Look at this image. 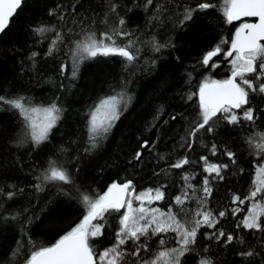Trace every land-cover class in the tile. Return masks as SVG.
Here are the masks:
<instances>
[{"label": "trees", "instance_id": "16d2710c", "mask_svg": "<svg viewBox=\"0 0 264 264\" xmlns=\"http://www.w3.org/2000/svg\"><path fill=\"white\" fill-rule=\"evenodd\" d=\"M204 2L213 7L198 9ZM111 3H116V13L110 12ZM145 4L146 0H23L0 33V95L23 96L37 107L55 102L62 108L48 139L34 146L30 139L20 143L24 120L17 110L0 102V264H25L32 251L51 246L81 222L86 215L84 194L98 198L114 182L129 180L136 192L160 187L165 198L153 206L161 211L171 207L178 217L191 220L197 211L206 209L216 217L213 227L199 229L194 250L181 258V264H198L202 258L211 264H264V232L245 229L240 223L256 166L264 162L254 147L257 134L264 133V94L250 92L254 123L241 120L231 125L218 113L211 122L213 132L202 129L195 138L189 135L200 122V85L231 74L232 57L224 53L239 24L227 22L224 0ZM187 9L194 10L190 20L184 19ZM119 17L139 48L137 59L130 65L119 56L85 59L73 79L71 53L76 43L90 30L99 34L110 30L111 24L119 27ZM41 26L51 31L36 34L34 29ZM57 33L63 39L49 54ZM153 38L165 46L155 51ZM121 40L127 43L128 37L117 38L118 43ZM217 46L222 51L209 62L216 67L205 66L202 58ZM120 92L130 101L121 106L120 118L111 130L97 139V147L90 149V112L102 99ZM229 150L235 154L234 162L225 155ZM201 157L227 165L222 169L224 178L205 172ZM185 158L189 162L183 167H172ZM50 161L67 169L71 183L44 181ZM206 177L212 193L202 200ZM10 192L14 193L11 198ZM184 192L188 199L176 205L175 197ZM234 195L245 202H233ZM220 212L225 215L219 216ZM121 213L110 210L96 222L104 225L102 234L89 241L96 258L116 244ZM219 232L236 239L225 243L226 235L215 238ZM161 239L166 241L163 246ZM177 240L174 232L129 240L121 246L125 252L121 264H143L158 251L175 248ZM138 247V255H132ZM250 250L252 257L240 255Z\"/></svg>", "mask_w": 264, "mask_h": 264}, {"label": "snow or ice", "instance_id": "6c2138e0", "mask_svg": "<svg viewBox=\"0 0 264 264\" xmlns=\"http://www.w3.org/2000/svg\"><path fill=\"white\" fill-rule=\"evenodd\" d=\"M23 0H0V32H3L9 24L10 18L21 8ZM153 0H146L145 7L151 5ZM224 15L228 23L238 20L241 17H256V23H243L236 30L232 39L230 49L224 53L227 57H232V71L228 79L205 81L199 89V107L200 122L190 131L192 138L202 129L213 132L212 121L217 118V114H222L228 124L236 125L241 120L253 122L256 120L254 109L250 106V92L264 94V0H224ZM198 9L206 10L213 5L204 2L199 4ZM111 13H116V3L109 6ZM194 10L185 11V20L192 19ZM119 27L115 24L109 25L110 30H105L97 34L95 31L84 33L83 38L75 45V51L71 53L73 57V66L71 77L74 79L79 70V64L85 59H94L97 56H119L127 61V65L132 64L139 54V48L135 47V41L131 39L130 33L124 30V18H118ZM38 35L51 31L43 26L35 28ZM118 37H128L127 43L121 40L117 42ZM62 36L57 33L56 38L51 41L49 54L54 50L58 42L62 41ZM155 43L153 38V47L159 51L161 47ZM222 51L220 46L207 52L202 58L205 66L214 56ZM36 53H32L34 57ZM126 65V67H127ZM259 69V70H258ZM65 71V66H61V73ZM251 77V78H249ZM239 78V81H238ZM255 81H261L255 83ZM131 97L126 93L120 92L102 99L90 112L88 122L89 144L90 149L97 147V139L103 138L113 127L115 122L120 118L121 106H127ZM0 102L10 105L17 110L24 120L25 131L24 139L20 143L27 142L28 139L34 146H39L49 137L50 132L56 127L61 119L62 108L55 102L47 107L31 106L23 96L8 98L0 95ZM249 105L248 107H245ZM242 110V116L237 115L233 110ZM258 140L254 144L255 149L264 157V133L257 134ZM252 143V138H249ZM146 144V142H145ZM142 145L141 147H144ZM191 142L188 144L190 148ZM86 149V151H90ZM217 146L212 145L211 151L215 155ZM225 155L234 162L235 154L226 151ZM136 159L140 158L137 152ZM205 161L204 171L209 175L215 173V178L223 179L222 169L227 165H217L208 163L206 157H201ZM189 161L187 158L179 160L172 165L174 168H181ZM44 181H61L65 184L71 183V177L63 165L49 163V168L43 175ZM187 181L189 178L184 177ZM42 190L40 185L36 186ZM188 187H192L190 184ZM202 200H206L212 193L209 186V180L206 177L203 181ZM14 193H8L11 198ZM259 197V200H257ZM165 198V192L160 187L156 189H147L137 193L132 181H126L121 184L113 183L108 190L98 198H92L87 194L82 196V201L86 206V215L81 222L72 228L65 235L61 236L54 244L49 247H40L38 250L31 252L25 264H97V258L93 247L90 244V238L101 235V229L104 227L97 221L105 218V213L111 211L119 212L124 209L120 217V228L117 232L116 244L99 254L100 264H121L125 252L121 249L127 241H140L141 237L156 236L161 233L174 232L178 238V248L164 249L158 252L154 259L145 261L144 264H181V258L186 253L193 251V245L196 244L198 231L203 226L213 227L216 223V217L211 211H197L191 220H184L178 217L173 209L169 207L167 212L159 208L152 207L155 202ZM188 199V193L184 192L183 196H176L174 202L176 205H183ZM248 199L252 201L248 214L240 222L242 227L248 230L264 232V165L257 168V178L254 181V188L250 191ZM239 201L243 204L245 201L239 196L233 197V202ZM134 203L138 206H134ZM220 212L219 216H224ZM198 217V218H197ZM15 219V217H13ZM224 232L216 234L215 238L225 236ZM236 239L233 235H226L225 243H232ZM241 244L243 238H239ZM160 245H165L166 241L161 239ZM141 245L140 247H144ZM140 247L132 255H138ZM16 253H14L15 255ZM244 257H252L253 251L240 253ZM199 264H211V261L202 258Z\"/></svg>", "mask_w": 264, "mask_h": 264}, {"label": "rangeland", "instance_id": "374dc122", "mask_svg": "<svg viewBox=\"0 0 264 264\" xmlns=\"http://www.w3.org/2000/svg\"><path fill=\"white\" fill-rule=\"evenodd\" d=\"M40 107V106H39ZM43 107H47V106H43ZM241 116H242V113H241ZM208 162V161H207ZM208 163H210L211 164V162H208ZM260 165H264V162L263 163H260V164H258L257 166H256V170H255V175H254V181L256 180V178H257V168L260 166ZM204 167H205V161L203 160V169H204ZM253 188H254V182H253V187H252V189L251 190H253ZM147 189H150V188H146V189H143V190H140V191H138L137 193H139V192H142V191H145V190H147ZM151 189H156V188H151ZM250 190V191H251ZM250 193V192H249ZM249 195V194H248ZM248 195H247V197H248ZM248 200V199H247ZM257 200H259V197H257ZM251 205H252V201H250V200H248V206H247V211H246V213H245V215H244V217L248 214V209L251 207ZM134 206H138V205H136L135 203H134ZM152 207H155V206H153V205H151ZM121 211H122V213H121V215L123 214V212H124V209H121ZM243 217V218H244ZM120 220V219H119ZM243 220V219H242ZM119 228H120V224H119ZM113 247V246H112ZM179 247V244H178V242H177V245H176V247L175 248H178ZM109 248H111V247H109ZM109 248H107V249H109ZM106 249V250H107ZM164 250V249H163ZM105 250H103L102 252H104ZM161 251V250H160ZM102 252H100V253H102ZM159 252V251H158ZM158 252H156L152 257H151V259L150 260H147V261H151L152 259H154L155 258V256L158 254ZM99 253V254H100ZM98 257H99V255H98ZM98 257H97V261L99 262V259H98ZM99 264H100V262H99ZM144 264V263H143ZM199 264V263H198Z\"/></svg>", "mask_w": 264, "mask_h": 264}, {"label": "water", "instance_id": "95a60500", "mask_svg": "<svg viewBox=\"0 0 264 264\" xmlns=\"http://www.w3.org/2000/svg\"><path fill=\"white\" fill-rule=\"evenodd\" d=\"M11 19V18H10ZM258 22V18L256 17H241L240 19L238 20H233L232 23H238L239 25L237 26L236 30L241 26V24L243 23H256ZM1 33V32H0ZM236 33V31H235ZM235 33H234V36H235ZM233 36V37H234ZM261 42H264V41H261ZM231 75V74H230ZM229 75V76H230ZM229 76L227 77V79L229 78Z\"/></svg>", "mask_w": 264, "mask_h": 264}, {"label": "flooded vegetation", "instance_id": "af4514ba", "mask_svg": "<svg viewBox=\"0 0 264 264\" xmlns=\"http://www.w3.org/2000/svg\"><path fill=\"white\" fill-rule=\"evenodd\" d=\"M261 43H264V42H261Z\"/></svg>", "mask_w": 264, "mask_h": 264}]
</instances>
